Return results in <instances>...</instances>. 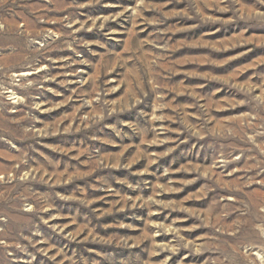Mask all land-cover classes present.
I'll list each match as a JSON object with an SVG mask.
<instances>
[{
  "label": "rangeland",
  "instance_id": "1",
  "mask_svg": "<svg viewBox=\"0 0 264 264\" xmlns=\"http://www.w3.org/2000/svg\"><path fill=\"white\" fill-rule=\"evenodd\" d=\"M0 264H264V0H0Z\"/></svg>",
  "mask_w": 264,
  "mask_h": 264
}]
</instances>
